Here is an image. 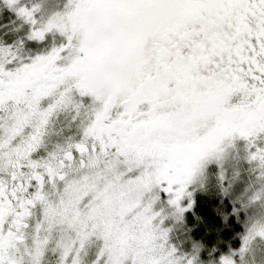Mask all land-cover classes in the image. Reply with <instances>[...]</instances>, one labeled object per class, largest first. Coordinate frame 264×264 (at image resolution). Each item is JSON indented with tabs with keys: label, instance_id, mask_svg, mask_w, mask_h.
Returning <instances> with one entry per match:
<instances>
[{
	"label": "rangeland",
	"instance_id": "1",
	"mask_svg": "<svg viewBox=\"0 0 264 264\" xmlns=\"http://www.w3.org/2000/svg\"><path fill=\"white\" fill-rule=\"evenodd\" d=\"M100 1L0 0L1 10H12L22 21L19 33L32 39L25 45L0 41V73L21 75L61 62L69 48L74 56L87 53L102 37L89 25ZM103 2V7L127 3L126 12L142 11L149 22L175 6L174 20L159 17V26L149 30L145 56L158 59L163 46L158 38H172L191 47L193 65L179 74L173 106L153 119L155 132L133 149L102 148L86 168L46 191L32 220L29 263L264 264V94L252 93L248 85L261 65L258 29L264 20L253 24L250 15L238 13L208 20L180 7V0ZM137 34L134 27L131 35ZM253 35L255 45L247 39ZM63 108H31L12 117L0 134V148L32 117L46 127L69 120ZM218 190L241 202L236 213H244L247 223L238 248L205 258L183 220L197 192Z\"/></svg>",
	"mask_w": 264,
	"mask_h": 264
},
{
	"label": "flooded vegetation",
	"instance_id": "2",
	"mask_svg": "<svg viewBox=\"0 0 264 264\" xmlns=\"http://www.w3.org/2000/svg\"><path fill=\"white\" fill-rule=\"evenodd\" d=\"M120 4L103 7L102 0L100 10L92 8L89 25L102 37L87 53L79 50L74 56L69 48L61 62L21 75L0 73V134L12 117L31 108L66 105L69 118L46 127L32 117L0 148V264H30L32 220L46 191L77 168H86L102 148L133 149L155 132L153 119L173 106L179 74L193 65L191 47L172 38H158L163 43L158 59L145 56L149 30L159 26V17L174 20L175 6L149 22L142 11L128 13L124 8L129 4ZM123 43L127 47L117 50ZM82 109L89 113L86 120Z\"/></svg>",
	"mask_w": 264,
	"mask_h": 264
},
{
	"label": "trees",
	"instance_id": "3",
	"mask_svg": "<svg viewBox=\"0 0 264 264\" xmlns=\"http://www.w3.org/2000/svg\"><path fill=\"white\" fill-rule=\"evenodd\" d=\"M180 7L196 12L208 20L227 18L236 15H250L254 21L259 17H264V0H180ZM95 9L100 10L99 7ZM97 12V11H96ZM3 14V20H0V41L5 44L11 43H32V39L26 34L19 33L20 19L15 12L4 7L0 9V15ZM118 14V13H117ZM226 18V19H227ZM216 21V20H215ZM251 23V22H250ZM251 25V24H249ZM263 30L258 32V38L264 45V21H262ZM257 38V39H258ZM253 45L256 43L255 36L247 37ZM255 39V40H254ZM253 50V49H252ZM248 51H250L248 49ZM250 54V53H249ZM260 66L253 69L250 74L248 85L250 91L255 94H264V51L258 52ZM243 66L246 68L243 64ZM248 70L250 66H248ZM239 201L234 202L232 198L218 191H199L196 194V201L191 210H189L185 219V225L189 229L191 241L198 244L203 251V257H216L221 253H226L232 249L238 248L242 241V235L246 228L247 221L244 213L238 215L236 209L240 208ZM206 251L209 253L207 254Z\"/></svg>",
	"mask_w": 264,
	"mask_h": 264
}]
</instances>
